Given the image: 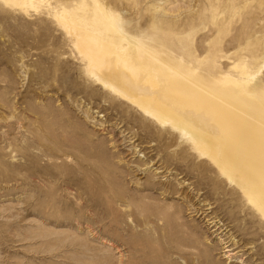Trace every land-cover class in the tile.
Segmentation results:
<instances>
[{"label":"rangeland","instance_id":"1","mask_svg":"<svg viewBox=\"0 0 264 264\" xmlns=\"http://www.w3.org/2000/svg\"><path fill=\"white\" fill-rule=\"evenodd\" d=\"M99 4L205 73L264 81V0H0V264H264L239 186L87 72L59 16Z\"/></svg>","mask_w":264,"mask_h":264},{"label":"bare ground","instance_id":"2","mask_svg":"<svg viewBox=\"0 0 264 264\" xmlns=\"http://www.w3.org/2000/svg\"><path fill=\"white\" fill-rule=\"evenodd\" d=\"M11 1L23 9L34 2ZM99 6V21L75 9L59 16L89 75L141 117L171 124L264 219L263 79L247 64L234 65L240 78L205 73L165 42L129 34L119 14Z\"/></svg>","mask_w":264,"mask_h":264}]
</instances>
